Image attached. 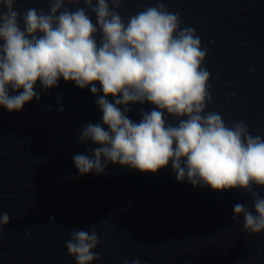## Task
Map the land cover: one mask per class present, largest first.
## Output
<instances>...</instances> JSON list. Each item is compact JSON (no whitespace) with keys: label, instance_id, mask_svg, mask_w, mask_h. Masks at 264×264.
I'll return each mask as SVG.
<instances>
[{"label":"clouds","instance_id":"obj_1","mask_svg":"<svg viewBox=\"0 0 264 264\" xmlns=\"http://www.w3.org/2000/svg\"><path fill=\"white\" fill-rule=\"evenodd\" d=\"M16 2L0 0V107L19 112L33 98L41 99L37 84L46 91L61 78L90 88L103 123L89 122L78 133L77 144L97 145L89 155L74 154L80 176L101 175L109 163L153 174L171 165L178 182L247 193L252 207L235 204L232 219L242 216L249 235L264 232V196L254 190L264 188V137L252 136L243 122L229 127L219 113L205 114L207 49L195 29L180 28L178 13L160 3L125 22L113 10L122 0H49L47 12L23 13ZM81 3L74 10L65 6ZM145 102L154 107L140 109L142 118L134 122L128 105ZM165 114L178 124H169ZM9 221L0 213V231ZM69 236L65 247L76 264L100 258L94 251L101 243L95 226Z\"/></svg>","mask_w":264,"mask_h":264}]
</instances>
